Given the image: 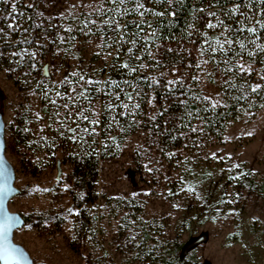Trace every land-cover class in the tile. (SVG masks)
I'll return each mask as SVG.
<instances>
[{
	"label": "trees",
	"instance_id": "16d2710c",
	"mask_svg": "<svg viewBox=\"0 0 264 264\" xmlns=\"http://www.w3.org/2000/svg\"><path fill=\"white\" fill-rule=\"evenodd\" d=\"M59 26L8 48L16 51L0 55V68L15 84L30 80L52 120L31 170L40 172L42 156L49 166L60 160L70 169L65 210L23 216L24 227L44 230L72 220L73 238L85 251L95 238L100 164L121 142L141 129L162 148L191 157L264 106V0H110L99 12ZM84 42L96 43L105 60L70 73ZM55 50L67 70L61 80L44 74L56 64ZM201 75L219 83L218 102L201 91ZM22 123L11 125L10 136L26 147ZM181 174L169 185L173 198L188 189L189 177ZM147 250L140 251L143 264H183L176 253Z\"/></svg>",
	"mask_w": 264,
	"mask_h": 264
},
{
	"label": "rangeland",
	"instance_id": "374dc122",
	"mask_svg": "<svg viewBox=\"0 0 264 264\" xmlns=\"http://www.w3.org/2000/svg\"><path fill=\"white\" fill-rule=\"evenodd\" d=\"M109 1L0 0V55L14 53L8 48L22 40H39L46 27L61 28L63 21L97 13ZM98 47L84 42L81 53L71 58L68 72L100 67L105 55ZM55 51L56 64L47 71L61 80L67 70L61 53ZM199 85L205 96L219 101L218 82L210 84L201 75ZM0 112L5 156L14 168L19 190L9 211L28 216L65 210L69 167L61 164L57 178L58 161L49 166L48 158L42 156L40 172L31 170L32 162L44 153L41 137L52 120L31 81L15 84L1 68ZM19 119L29 140L26 147L11 141V125ZM116 148L100 164L93 205L95 238L85 251L73 238L72 220L58 227L48 224L44 230L28 224L15 232L14 241L35 264H143L140 251L145 247L148 253L161 252L166 257L176 253L180 258L184 246L204 233L203 242L180 262L264 264V106L232 123L220 142L191 157L162 148L141 129ZM183 172L189 177L188 189L173 198L169 185Z\"/></svg>",
	"mask_w": 264,
	"mask_h": 264
},
{
	"label": "water",
	"instance_id": "95a60500",
	"mask_svg": "<svg viewBox=\"0 0 264 264\" xmlns=\"http://www.w3.org/2000/svg\"><path fill=\"white\" fill-rule=\"evenodd\" d=\"M47 67L44 74L47 75ZM5 123L0 112V264H35L26 249L14 241L15 232L24 226V218L19 213L10 212V201L19 194L15 187V172L5 156ZM61 163L57 162V178L61 175ZM206 234L192 239V245L184 246L180 260L194 247L203 242Z\"/></svg>",
	"mask_w": 264,
	"mask_h": 264
}]
</instances>
